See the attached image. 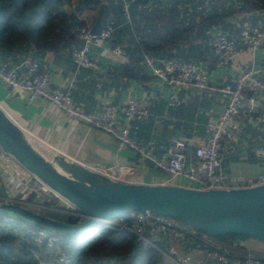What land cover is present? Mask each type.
<instances>
[{"label":"crops","instance_id":"1","mask_svg":"<svg viewBox=\"0 0 264 264\" xmlns=\"http://www.w3.org/2000/svg\"><path fill=\"white\" fill-rule=\"evenodd\" d=\"M129 2L128 22L123 21L116 0H98L97 5L77 17L89 28L98 13L101 17L106 12V19L112 18L117 25L107 40L99 45H92L88 50L89 54L96 56L100 70L74 67L68 55L73 41L62 44L55 50H36L31 53L37 57L39 66L48 72L53 85L64 87L70 84L71 99L86 110L95 111L105 103L120 105L127 98L147 96L150 99L149 113L144 118L130 122V125L135 124L137 127H130L129 134L135 142L147 146L154 154H165L170 136L184 137L191 147L201 141L205 121L216 118L221 111L224 97L218 91L198 90L192 85L172 87L164 84L149 73L140 59L142 44L153 43L154 31H164L171 20L186 26L196 19L197 25L192 28L188 44L180 43L179 46L182 49L183 45L190 46V56L202 62L208 84L231 83L240 70L250 65L264 75V43L254 51L253 56L248 50H241L222 67L214 64L211 48V36L217 29L240 44L239 27L245 23L264 22V10L244 12L237 8L239 0ZM73 3L71 0V4ZM208 16L211 18L206 20ZM110 46H116L120 53H100V50ZM16 91V96H12L0 83V106L33 138L42 143L44 149L58 150L122 181L160 182L163 179L164 175L134 150L116 149L112 138L102 130L66 117L42 99L28 101L21 90ZM170 91L177 94L179 104H166L165 98ZM256 95L264 108V91L257 92ZM230 122L235 123L238 128L235 139L222 147L220 160L221 171L228 174H231L229 170L235 161L246 159V163H250L249 158L259 160L260 156L253 155L252 148L264 146V127H261L264 124L236 117H232ZM262 159L257 162L259 169L253 171L254 174L264 173V157ZM13 168L22 171L0 149V184L4 174ZM245 169L251 170L249 166ZM259 243L262 245L253 238L239 240L237 246L230 247L232 253L229 264H241L242 255L246 251L251 252ZM205 248L204 243L190 241L184 250L202 255ZM163 260L170 262L165 257ZM209 264H212L211 261Z\"/></svg>","mask_w":264,"mask_h":264},{"label":"built area","instance_id":"2","mask_svg":"<svg viewBox=\"0 0 264 264\" xmlns=\"http://www.w3.org/2000/svg\"><path fill=\"white\" fill-rule=\"evenodd\" d=\"M116 2L119 4L123 21L128 22V0ZM114 28L115 22L112 19L105 21L97 35L90 34L88 26L84 24L74 26V43L68 50L74 67L100 70L96 56L89 54L88 50L92 45H99L103 40H107ZM238 37L240 44H236L220 29L213 32L211 48L216 66H224L244 49L253 56L254 51L264 43V22L243 24L238 29ZM100 53L117 55L120 50L116 46H110L100 50ZM142 62L149 73L164 84L172 87L192 85L198 90L209 89L223 95V107L216 118L205 121L200 142L189 147L184 137L170 136L165 154H154L147 146L135 142L129 134L130 127H137L135 124L130 125V122L144 118L149 113L150 99L147 96L127 98L120 105L105 103L95 111L86 110L71 99L69 83L64 87L52 84L50 75L39 66L37 57L31 51L16 58L6 56L0 60V83L12 96H16V90L19 89L28 101L42 99L66 117L107 133L116 149L130 148L151 162L164 175L160 181L162 183L199 188L264 183V173L243 176L224 173L220 168L222 147L235 139L238 128L230 119L236 117L264 124V108L256 95L257 92L264 91V75L259 74L255 66L250 65L240 70L231 83L213 85L207 83L206 70L201 62L152 57L145 52L142 54ZM179 101L174 91L168 92L165 98L166 104L171 106L179 104ZM252 153L264 157V146H254ZM1 180L0 202L22 205L38 213L40 210L63 211L78 217V222L83 219V215L69 202L23 168L22 171L14 168L8 170ZM127 216L133 221V232L142 242L159 250L163 257L173 264H209V261L212 264H229V256L232 253L230 247L213 240L192 226L147 210L128 211ZM119 218H103L100 220L103 222L101 227H122L123 217ZM11 219L9 215L3 217L5 221ZM19 225L24 232L14 226L10 227V230L18 238L29 242L30 264H70L68 244L63 243L55 231H46L23 220L19 221ZM191 239L206 245L202 255L182 249ZM128 256V252L123 253L116 264H126ZM84 264L95 263L87 258ZM241 264H264V255L246 251L241 257Z\"/></svg>","mask_w":264,"mask_h":264},{"label":"water","instance_id":"3","mask_svg":"<svg viewBox=\"0 0 264 264\" xmlns=\"http://www.w3.org/2000/svg\"><path fill=\"white\" fill-rule=\"evenodd\" d=\"M105 19L106 12L101 17L98 13L89 33L97 35ZM0 149L69 202L83 220L66 223L10 202H0V211L14 213L60 234H78L97 220L147 210L170 216L206 234H240L264 245V183L199 188L122 181L58 150L44 149L1 106Z\"/></svg>","mask_w":264,"mask_h":264},{"label":"trees","instance_id":"4","mask_svg":"<svg viewBox=\"0 0 264 264\" xmlns=\"http://www.w3.org/2000/svg\"><path fill=\"white\" fill-rule=\"evenodd\" d=\"M73 1L74 3L71 4V0H0V60L6 56L14 58L30 51L55 50L62 44L72 41L74 43L72 28L83 24V21L77 18L78 15L97 5L98 0ZM117 7L121 14L118 3ZM237 8L244 12L264 10V0H239ZM209 18L211 17L208 16L206 20ZM195 20L193 19L191 25L186 26L179 21L171 20L164 31H154L153 43L142 44L140 59L142 60V54L145 52L152 57L200 62L196 57L193 59L190 56V46H185L188 44L187 39L191 35L192 28L197 25ZM198 21L201 22L199 19ZM180 43L185 44L182 46L183 49L179 46ZM39 213L66 223L79 221V218L73 215L58 219L44 210H40ZM6 215V212L0 211V264H30L29 242L24 238H18L10 227L14 226L24 232L19 221L33 222L20 216V220L12 217L11 220L5 221L3 217ZM123 222L122 227L96 229L90 227L84 232L73 235L55 232L63 243L68 244L70 264H84L87 258L95 264H116L125 252L129 253L126 264H162V253L144 244L133 232V221L127 216V212L123 213ZM36 225L46 231H53L42 225ZM207 235L228 247L237 246V242L246 237L234 233ZM190 241L196 240L187 241L186 246L182 247L183 250ZM110 259L112 261H109Z\"/></svg>","mask_w":264,"mask_h":264},{"label":"rangeland","instance_id":"5","mask_svg":"<svg viewBox=\"0 0 264 264\" xmlns=\"http://www.w3.org/2000/svg\"><path fill=\"white\" fill-rule=\"evenodd\" d=\"M128 11L130 12V2L128 0ZM43 150V149H42ZM249 156V155H248ZM246 156V158L248 157ZM260 158L259 160H256V159H250V163H246V159H243L244 161H235L233 162L232 164V168L231 170H229V172L231 174H235V175H249L250 173H253L252 175H255L253 171L259 169V166L257 165V162L258 161H261L263 160L262 157H258ZM247 166H249L251 168V170H247L245 169ZM257 173V172H255ZM49 212L48 214L52 215L53 217H56L58 219H62L64 218L65 216H67L68 214L63 212V211H47ZM7 215H10L11 217H13L14 219L16 220H20L19 216L14 214V213H10V212H6ZM119 217H123V213L119 216H116V217H112L113 220H119L120 218ZM103 224L102 221L100 220H97L95 221L93 224H92V228L93 229H96V228H99L101 227ZM249 237H245V238H242V239H247ZM242 250H245V247H242L241 248ZM251 252L254 253V254H257V255H264V245L262 244H257V246H254V248L251 249ZM162 264H172L171 262H168V261H164L162 262Z\"/></svg>","mask_w":264,"mask_h":264},{"label":"bare ground","instance_id":"6","mask_svg":"<svg viewBox=\"0 0 264 264\" xmlns=\"http://www.w3.org/2000/svg\"><path fill=\"white\" fill-rule=\"evenodd\" d=\"M42 144V143H41Z\"/></svg>","mask_w":264,"mask_h":264}]
</instances>
